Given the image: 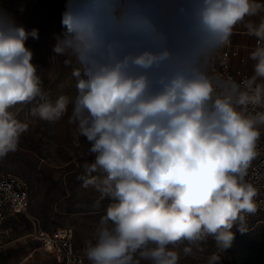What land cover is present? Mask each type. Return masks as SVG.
<instances>
[{
  "label": "clouds",
  "instance_id": "clouds-1",
  "mask_svg": "<svg viewBox=\"0 0 264 264\" xmlns=\"http://www.w3.org/2000/svg\"><path fill=\"white\" fill-rule=\"evenodd\" d=\"M262 11L258 0H66L53 50L73 65L77 93L53 101L25 44L38 30L0 9V159L29 128L16 105L57 122L71 104L68 123L95 156L83 187L115 201L86 241L89 264H179L178 243L185 255L208 237L227 249L256 212L246 177L264 129V110H249L264 106V19L245 21ZM241 23L258 43L254 75L237 83L210 69Z\"/></svg>",
  "mask_w": 264,
  "mask_h": 264
},
{
  "label": "rangeland",
  "instance_id": "rangeland-1",
  "mask_svg": "<svg viewBox=\"0 0 264 264\" xmlns=\"http://www.w3.org/2000/svg\"><path fill=\"white\" fill-rule=\"evenodd\" d=\"M65 3L66 0H0V9L11 14L18 25L29 32L38 30L39 38L29 36L25 44L33 52L32 62L45 70L44 88L53 101L59 95L74 98L77 93L73 65H65L66 57L57 56L53 50L63 33ZM32 106L18 104L12 109L17 119L29 128L21 136L17 150L0 159V172H12L24 178L30 193L28 210L11 223V237L16 242L0 252V264H54L31 236L38 227L70 225L77 245L85 248L86 241L94 242L101 218L115 202L93 186L83 187L82 177L89 175L85 165L94 163L95 156L89 153L86 138L78 134L75 125L68 123L71 104L57 122L32 117ZM91 175L104 174L97 170ZM231 231L234 239L227 249H219L216 241L208 237L193 246V254L185 255L183 247L188 242L178 243L179 264H206L213 252L220 255V264H264V213H253L246 224L234 225Z\"/></svg>",
  "mask_w": 264,
  "mask_h": 264
},
{
  "label": "built area",
  "instance_id": "built-area-1",
  "mask_svg": "<svg viewBox=\"0 0 264 264\" xmlns=\"http://www.w3.org/2000/svg\"><path fill=\"white\" fill-rule=\"evenodd\" d=\"M258 40L255 41L257 46ZM234 58L241 64L245 58L232 42L223 47L216 54L211 65V71L222 78H231L237 83L251 77V74L240 65H233ZM250 111L264 110V106H250ZM261 139L258 141L260 155L253 161L246 180L258 189L255 198L257 212L264 213V129H261ZM30 193L26 180L21 176L2 171L0 172V252L12 247L16 242L11 237V223L16 217L26 213L29 208ZM253 213L245 214L242 221L234 225L243 226ZM32 238L40 243L42 251L51 256L54 264H86L84 248L77 245L75 231L70 225L57 226L52 229L38 227L32 234Z\"/></svg>",
  "mask_w": 264,
  "mask_h": 264
},
{
  "label": "crops",
  "instance_id": "crops-1",
  "mask_svg": "<svg viewBox=\"0 0 264 264\" xmlns=\"http://www.w3.org/2000/svg\"><path fill=\"white\" fill-rule=\"evenodd\" d=\"M259 3L264 4V0H258ZM261 19H264V11H262L259 15L254 17L246 18V22H253L258 24ZM257 40L256 37L251 36L247 33L246 28L244 27V23L237 25L234 29L233 35L231 37V42L233 46H235L238 50L240 55L245 58V62L239 64L236 59L232 58L231 62L233 65H240L244 69H246L251 76L254 75V61L249 58L250 53L255 49V41Z\"/></svg>",
  "mask_w": 264,
  "mask_h": 264
}]
</instances>
